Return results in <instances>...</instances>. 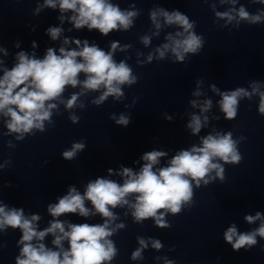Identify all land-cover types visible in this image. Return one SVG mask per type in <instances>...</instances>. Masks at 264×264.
I'll use <instances>...</instances> for the list:
<instances>
[{
    "label": "clouds",
    "instance_id": "1",
    "mask_svg": "<svg viewBox=\"0 0 264 264\" xmlns=\"http://www.w3.org/2000/svg\"><path fill=\"white\" fill-rule=\"evenodd\" d=\"M260 2L264 3V0ZM57 4L62 13L68 11L73 13L70 21L76 29L87 27L90 31L98 30L102 35H108L113 30L129 29L133 23L132 18L137 15L135 11H122L110 0H45L47 7L56 8ZM158 14L164 18L166 24H175L183 29V32L176 33V37H183L182 39L169 35L167 39L171 44L165 43L162 48L157 49L160 58H164L169 49L179 61H183L187 53H198L203 41L200 36L190 31L193 24L186 15L179 11L169 13L163 9L159 12L153 11L151 19L157 29L161 26L157 22ZM238 14L251 23L261 20L260 15H250L243 7L239 9ZM217 16L232 19L227 12L217 13ZM47 31L51 38L56 40L62 30L59 27H50ZM69 42L68 39L64 40V44ZM73 42L78 50H66L61 47L57 55L55 49L48 48L43 59L29 57L26 53L20 52L15 66L4 71L0 78V113L10 118L6 126L10 133L20 134L17 139H23V134L30 133L32 129L45 130L44 121L51 122V109L57 107L56 103L51 101L59 99L68 85L72 87L79 85L86 91H98L103 88L104 91L99 98L93 101L99 105L109 96L119 99L123 95L122 86L125 84L130 86L136 82L137 78L132 74V69L125 62L117 63L113 58L117 43L113 42L111 50L106 52L96 45H89L87 40L83 41L82 47L79 40ZM143 43L147 45L149 37H143ZM151 59L152 56L149 55L148 60ZM81 73L85 76L83 80L79 79ZM80 94H73L67 100L66 107L71 109ZM194 95L200 93L196 92ZM221 95L220 108L227 119H232L237 114L238 98L249 93L238 88ZM260 96V112L264 114V93ZM192 104L193 107L196 106L195 101ZM210 106L211 101H205L202 111H207ZM70 119L73 123L78 121L75 116ZM129 122V117L125 115L116 120L118 125L123 126H127ZM188 127L193 134L199 133L202 127L201 118L193 115ZM84 148L83 142L74 143L71 150L63 152V158L71 160ZM165 155L163 151L146 152L142 156L145 163L138 173L130 168H122L120 175L125 178L123 184L97 178L87 184L83 194L75 187H70L68 193L59 198L56 204L48 206V212L54 218L63 214L88 217L98 213L105 218L102 224L67 223L66 227V222L54 219L49 227L37 231L34 222L40 219L38 215L28 218L24 215L23 209H8L6 205H0V229L10 226L19 228L23 233L20 240L23 248L16 264H103L105 261H111L116 255V248L108 239L115 231L110 227V222L116 219L112 209L128 205L133 209L131 215L136 222L153 218L157 226L169 227L163 219L164 215L167 212L180 213L182 205L191 202L193 181L196 186H199L201 180L207 184L208 180L204 178L212 171H215L221 180L224 179L223 167L214 162L217 158L234 164L241 160L231 132L203 137L201 147L193 146L190 150H181L172 157L168 166L154 170V166ZM111 171L109 169V173ZM132 194H135L134 203H130L128 199ZM85 201L91 202L94 213L85 206ZM161 209L165 211L160 212ZM259 218V213L256 217H246L249 222ZM48 234L54 236L52 243L59 250L49 249L43 243H32L34 239L43 241ZM257 235L264 237V224L254 232L243 234H238L234 226L230 227L225 232L224 239L234 250H239L245 245H255ZM65 240L68 242L67 250L62 244ZM139 244L141 248L132 253V259L141 258V249L147 246L143 239L139 240ZM152 246L156 249L162 247L158 240L153 241Z\"/></svg>",
    "mask_w": 264,
    "mask_h": 264
}]
</instances>
